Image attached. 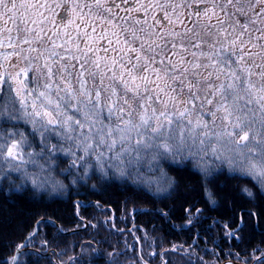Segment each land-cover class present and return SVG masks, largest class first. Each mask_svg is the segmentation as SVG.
Here are the masks:
<instances>
[{
    "label": "snow or ice",
    "instance_id": "1",
    "mask_svg": "<svg viewBox=\"0 0 264 264\" xmlns=\"http://www.w3.org/2000/svg\"><path fill=\"white\" fill-rule=\"evenodd\" d=\"M65 4L67 20L57 21ZM260 24L264 0H0V85L20 105L17 114L0 104V117L31 124L44 145L36 156L60 154L85 171L92 158L102 164L103 145L127 144L113 158L124 163L135 151L129 165L210 151L234 154L264 188V28H252ZM12 136L0 129V164L35 163L23 151L29 137Z\"/></svg>",
    "mask_w": 264,
    "mask_h": 264
},
{
    "label": "trees",
    "instance_id": "2",
    "mask_svg": "<svg viewBox=\"0 0 264 264\" xmlns=\"http://www.w3.org/2000/svg\"><path fill=\"white\" fill-rule=\"evenodd\" d=\"M0 91V104L15 101L6 84ZM0 129L29 137L48 180L38 189L22 172L0 174V264L17 249L16 264H264V193L246 173L208 156L150 166L92 158L85 171L36 156L44 145L26 124L0 117Z\"/></svg>",
    "mask_w": 264,
    "mask_h": 264
},
{
    "label": "rangeland",
    "instance_id": "3",
    "mask_svg": "<svg viewBox=\"0 0 264 264\" xmlns=\"http://www.w3.org/2000/svg\"><path fill=\"white\" fill-rule=\"evenodd\" d=\"M69 6L70 5L67 4L66 6H62L61 8L55 10V12H56L55 19L57 21L64 20V22H66L67 17H68L67 8ZM240 18L243 19L242 17H240ZM193 19H195V18L193 17ZM49 26L51 27V25H49ZM258 34L259 33H256L255 35H258ZM261 43H264V41H261ZM259 62H260V60H259V58H257V63H259ZM11 70L12 69L9 68V71H11ZM12 95H14L13 97L15 98V101H13L11 99H8V97H6L5 101L3 103H1V104H13L14 107L17 109V114H19V112H20V105H19L18 99L16 98V95H15V93L13 91H12ZM251 107H252V109L254 111H257L258 112L257 106L255 104L251 105ZM103 115L106 116V118H105L106 121L105 122H107V114L106 113L102 114V119H104V116ZM248 115L250 117H252V113H248ZM1 118H3V117H1ZM4 118H7V113H5ZM17 122H20V123H23V124H26V125L32 127L31 124L28 123L26 121V119L23 118V117H21L19 120H17ZM114 122L115 121H113V123ZM218 123H219V121H218ZM257 127H259V124L258 123H257ZM5 134L9 137V141L8 142H11V139L13 138V136H12L13 132L11 130H7V132ZM14 138L15 139H18L17 136H15ZM248 143H249L250 146H253V147L259 149V145L254 144L252 141H249ZM126 146H127V144L121 145V144L118 143L116 145L115 149L112 152H109L108 151L106 145L101 146V151H103V152L106 153V155H105V157L103 158L102 161H106L108 163V161L114 160L113 157H114L115 153L120 152L121 149H122V147H126ZM26 147H27V145H24V147H23V151L25 153V159L30 160V161L31 160H34L36 162L35 163L29 162L27 164H24V165H22L20 167L19 170L15 171V172H19V173L22 172V173H24L26 175H29L28 177H30L31 180L33 178H36V179H38V181L41 184H44V181H48V180L46 178V174L44 173V171H42L43 169H41V165L44 167L43 162H41V160H39L38 158H36L34 155H32V157H28L26 153L29 152V151L26 149ZM134 147L135 146L133 145V148ZM228 155H232L231 162L229 161ZM228 155H224V156H220L219 154L214 155V154H212L209 151L207 155L198 154L197 156L200 157V158H202L204 156H208L209 157V161H210V159H213L216 162H220V163L224 164V166L226 167V169L228 171H235V172L241 173V167H242V165L238 164V162H237L238 161V157H236L234 154H228ZM250 155H252L254 159H257V160L260 159V156H259L258 152L257 153H252ZM125 156H128V157L132 158V157L135 156V151H133L131 153V156H129L128 154H125ZM125 156H123L122 158H124ZM203 161L206 162V163L208 162V160L207 161L206 160H203ZM9 163H12V166L11 167H9ZM244 163L246 164L247 161L245 160ZM15 166H16V164L14 162H4V163L0 164V174L6 173L7 171L8 172L9 171H14L13 168ZM247 175H249V174H247ZM249 176L251 178H253L257 183H259V185H260V187H261V189H262V191L264 193V188H262L261 178L259 176H252V175H249ZM226 264H229V263H226Z\"/></svg>",
    "mask_w": 264,
    "mask_h": 264
},
{
    "label": "water",
    "instance_id": "4",
    "mask_svg": "<svg viewBox=\"0 0 264 264\" xmlns=\"http://www.w3.org/2000/svg\"><path fill=\"white\" fill-rule=\"evenodd\" d=\"M0 98H1V93H0ZM19 253H20V249H17L16 250V252H15V254H14V256H13V262H12V264H16L17 263V258H18V255H19ZM226 263H229V264H238L237 262H232V261H223V263L222 264H226Z\"/></svg>",
    "mask_w": 264,
    "mask_h": 264
},
{
    "label": "flooded vegetation",
    "instance_id": "5",
    "mask_svg": "<svg viewBox=\"0 0 264 264\" xmlns=\"http://www.w3.org/2000/svg\"><path fill=\"white\" fill-rule=\"evenodd\" d=\"M67 4H65L64 6H66ZM0 93H1V91H0ZM1 98H2V95H1ZM1 98H0V100H1Z\"/></svg>",
    "mask_w": 264,
    "mask_h": 264
},
{
    "label": "clouds",
    "instance_id": "6",
    "mask_svg": "<svg viewBox=\"0 0 264 264\" xmlns=\"http://www.w3.org/2000/svg\"><path fill=\"white\" fill-rule=\"evenodd\" d=\"M5 191L7 192L8 190H7V189H5Z\"/></svg>",
    "mask_w": 264,
    "mask_h": 264
}]
</instances>
